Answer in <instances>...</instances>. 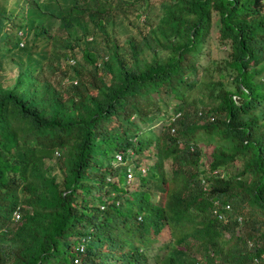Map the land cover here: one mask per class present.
Here are the masks:
<instances>
[{
	"label": "trees",
	"instance_id": "1",
	"mask_svg": "<svg viewBox=\"0 0 264 264\" xmlns=\"http://www.w3.org/2000/svg\"><path fill=\"white\" fill-rule=\"evenodd\" d=\"M262 1L0 0V264H264Z\"/></svg>",
	"mask_w": 264,
	"mask_h": 264
},
{
	"label": "rangeland",
	"instance_id": "2",
	"mask_svg": "<svg viewBox=\"0 0 264 264\" xmlns=\"http://www.w3.org/2000/svg\"><path fill=\"white\" fill-rule=\"evenodd\" d=\"M150 1L153 3H156L158 0H150ZM262 2L264 5V0ZM263 9H264V6H263ZM17 12L22 13V11L20 9L17 10ZM142 16L143 15H141L139 17V19H142ZM54 23H57V19H55V18H54ZM134 31H135V28L130 27L128 25L124 26L123 24H118V25L116 24V27L114 29V33L116 35L115 38H117L119 41H121L124 37H126L127 35H129L131 32H134ZM215 35H216V33L213 31L211 33V36L209 39V47H210L211 56H219V55H222L224 53L221 49L218 48V47H221V45L216 41ZM76 52H77L76 55L79 58L80 53L77 50H76ZM62 62H63V60H62ZM15 72H16V67L11 62L5 64V68H4L3 74H2L3 83L8 85L12 81L11 77L15 74ZM62 81H66L65 76L62 77ZM208 150H210L209 146H207V151ZM169 164H170L169 160H165V162H164V170L165 171H169ZM127 181H128V183L126 184V186L129 189H131L133 187V185L135 184L134 177L131 178V176H127ZM132 183H134V184H132ZM191 253L194 254L193 251H191Z\"/></svg>",
	"mask_w": 264,
	"mask_h": 264
},
{
	"label": "built area",
	"instance_id": "3",
	"mask_svg": "<svg viewBox=\"0 0 264 264\" xmlns=\"http://www.w3.org/2000/svg\"><path fill=\"white\" fill-rule=\"evenodd\" d=\"M117 158H119V156H117ZM127 176H131V175H130L129 173H127V174H126V180H127ZM18 215H19V214H18L17 211H16V212H13V218H14V219H17V218H18Z\"/></svg>",
	"mask_w": 264,
	"mask_h": 264
}]
</instances>
